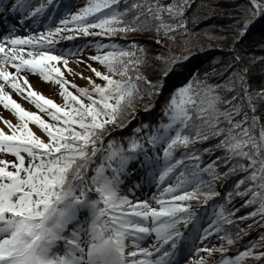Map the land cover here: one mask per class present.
Here are the masks:
<instances>
[{
  "label": "snow or ice",
  "instance_id": "1",
  "mask_svg": "<svg viewBox=\"0 0 264 264\" xmlns=\"http://www.w3.org/2000/svg\"><path fill=\"white\" fill-rule=\"evenodd\" d=\"M189 3L132 0L120 7L119 0H85L73 11L58 0H17L5 11L0 22L14 19L19 8L39 31L0 33V104L16 118L4 120L7 130L0 127V264H181L186 249L198 259L184 264H244L247 257L264 264V251L257 250L264 247V233L235 255L212 261L200 255L224 253L256 221L235 233L224 225L256 217L264 226V86L249 84L247 68L233 70L219 85L200 79L188 63L198 49L187 42L180 52L157 51L160 64L150 78L148 49L127 35L152 30L160 45L162 37L175 40L176 32L188 31ZM241 12L233 52L250 32L264 38V0H245ZM76 37L92 38L84 39L85 47L95 49L87 59L76 56L84 50L80 45L61 46ZM69 56L80 73L70 67ZM63 70L87 83L76 84ZM85 70L93 75L84 76ZM29 74L58 85L61 101L33 88ZM170 77L183 79L165 96L164 119L138 124L123 137L126 147L111 136L105 145L111 126L123 127L138 101L151 108ZM6 87L37 110L25 108ZM222 88L232 95L225 99ZM209 138L215 143L207 147L194 143ZM216 148L223 154L201 167L202 152ZM218 162L229 165L227 172L245 173L233 191L255 207L237 217L235 208L214 204L208 223L199 205L218 195ZM144 181L156 189L139 198L135 192ZM225 196L230 199L232 191ZM213 234L221 243L208 247Z\"/></svg>",
  "mask_w": 264,
  "mask_h": 264
},
{
  "label": "trees",
  "instance_id": "2",
  "mask_svg": "<svg viewBox=\"0 0 264 264\" xmlns=\"http://www.w3.org/2000/svg\"><path fill=\"white\" fill-rule=\"evenodd\" d=\"M131 2L132 0H119V6L125 7L126 4H130ZM162 2L168 3L170 0H162ZM244 2L245 0H190L189 6L185 10L188 31L183 34L176 32L175 40H171L169 37H163L168 43L167 49L164 48V54H166L169 49L172 52H180L185 46V43L182 41H185L187 44L194 45L198 49L195 59L190 60L188 63L191 66L192 72L197 73L200 79H206L210 83L219 85L223 81L229 79L230 73H232L233 70L247 68L249 84L257 89L264 86V38L250 32L240 44L236 45L240 50L235 52L230 51L235 29L237 27V17L243 15L241 6ZM119 39L121 43H127L126 39L122 37ZM137 41L142 44L141 41ZM174 41L179 42V44H175ZM216 41L223 45H228L225 46V48H217L213 44ZM235 56L240 57L239 61H234L232 59V57ZM159 64L160 62L156 63L154 67H158ZM149 69L148 75L150 73H156L151 70L152 68ZM179 79L176 77H170L168 79L163 92L160 95L154 94L155 98L154 101H151V108L145 109V101H138L135 104V115H131L123 127L112 125L111 131L104 137L103 143L106 145L107 139L111 136L120 139V142L126 147L127 142L123 140V137L132 135L133 129L138 124L148 122L149 125H151L164 119L162 106L165 96L173 87L178 86ZM221 91L224 92L225 99L232 95L231 91L223 88ZM259 111L258 108V114ZM261 123H264V120H261ZM141 131L147 130L142 129ZM194 143L200 148H204L209 144H214L215 140L209 138L206 141H195ZM177 152H179V149ZM222 154L219 148L211 150L210 153L202 152L200 166L202 167L210 159ZM98 162L99 160L97 159V163ZM228 167L229 165L218 162L219 172L222 173L218 175L215 180V191L218 195L210 197L209 204L218 205L223 203L228 211H231L233 208L236 209L234 213L235 216H243L245 212L251 211L255 205H245L243 201L247 199V195L240 196L236 191H233L235 181L245 175V173L239 169L227 172L226 169ZM185 170L190 171L191 169L186 168ZM243 187H246V184L241 185V188ZM230 191H232V196L228 199L225 194ZM192 203L193 207L197 206L196 201ZM254 220L256 223L251 228H247L233 244L226 245V251L231 247H237L238 250L242 249L248 241L264 233V226L260 224L256 217L245 218L243 221L237 220L231 225H224L226 231L235 233L237 226L243 228ZM257 250L264 251V247ZM244 264H256V261L252 257H247L244 260Z\"/></svg>",
  "mask_w": 264,
  "mask_h": 264
},
{
  "label": "rangeland",
  "instance_id": "3",
  "mask_svg": "<svg viewBox=\"0 0 264 264\" xmlns=\"http://www.w3.org/2000/svg\"><path fill=\"white\" fill-rule=\"evenodd\" d=\"M16 3L17 0H14ZM66 1V5L67 4H71L72 7H71V10H76L78 7H80L84 2L85 0H64ZM219 11H222V10H219ZM62 15V13H61ZM19 18V19H18ZM17 18L18 21H21V18L20 16ZM61 17L60 16H57L56 19H60ZM52 26H55V23H53ZM117 38H124L123 34L121 33H117ZM127 35L129 36H135L137 40L141 41L143 45H145V47L148 49V52H147V59H148V64L146 65V67L148 68H153L156 63H159V61H157L155 59V53L157 51H160L162 53L165 52V49H167L168 47V43H167V40L165 38L162 37L164 43L163 45H160L158 43H156L155 41V32L154 31H151V30H144V31H141V32H136V33H128ZM84 39H92L91 37H88V38H81V37H76L74 40L72 41H64L62 42L61 46L63 47H73L75 48L76 45H80L84 50L82 52H77L76 53V56H81L83 57L84 59H87L88 58V55L89 53H94L95 52V49L92 48V47H85V44H84ZM183 40V39H182ZM181 40V41H182ZM127 41V40H126ZM180 41V42H181ZM175 44H179V42H176L174 41ZM182 42H185V41H182ZM147 43V45H146ZM217 48H225V46L227 45H223L221 44L220 42H214L213 43ZM165 48V49H164ZM69 65L70 67L74 68L76 70L77 73H80L81 72V68L80 66H78L75 62V56H69ZM89 63H93L97 66L98 65V62H95V61H90L89 60ZM64 71V75L69 79V80H74L76 84L78 85H84L87 83V81L85 79L82 78L81 75L77 74L75 76H73L71 73H69L67 70H63ZM93 75V73H91L90 71H84V76H91ZM156 75V73H150L149 74V77L152 78ZM45 82V81H44ZM32 87L35 88L36 90L42 92L44 95H47L49 96L50 98L52 99H55L57 102H60L61 101V97L59 95V90H58V85L52 83V82H45L44 84H33V82H30ZM72 91H75V88H72L71 85L68 86ZM13 90V89H11ZM160 95V94H159ZM14 99H16L18 102H20L25 108L29 109V110H33V111H36L37 109H35L34 105H32L31 103L28 102V100L26 98H20L19 96L17 95H14L12 96ZM4 110V109H2ZM2 110L0 111V127H3L5 128V130H7V125L4 123V120L5 119H10L12 120L13 122H15L16 118L14 116V114L11 112V110L9 109V114H4L1 113ZM6 115H9L8 117ZM7 117V118H6ZM47 118V117H45ZM159 151V149H158ZM8 159H14V155L13 154H8L7 157ZM145 182V181H144ZM171 182V181H169ZM156 189V185L155 183H149V186L148 187H142V188H139L136 192H135V195L138 196L139 198H144L145 195L147 196H151L152 193L155 191ZM201 210L204 212V219L209 223L210 222V215L211 213L214 211V208L213 207H208L207 205L201 207ZM221 235V234H220ZM151 241L149 240V243ZM221 243V240L218 238V236L216 234H213L212 237H211V241L210 243L208 244V247H212L213 245H216V246H219ZM197 247H203L199 242H197ZM206 252L202 251L200 253V255L202 256H205L206 257ZM225 254L224 253H221L220 251H213L211 254L207 255V259L209 261H212V260H219L222 256H224ZM182 259H181V264H184V260L186 259H198V257L196 256V254L194 253V250L191 251L189 253V250L186 249L185 250V253L182 254Z\"/></svg>",
  "mask_w": 264,
  "mask_h": 264
},
{
  "label": "bare ground",
  "instance_id": "4",
  "mask_svg": "<svg viewBox=\"0 0 264 264\" xmlns=\"http://www.w3.org/2000/svg\"><path fill=\"white\" fill-rule=\"evenodd\" d=\"M10 0H4V5H3V8H1V12H0V16H1V14L6 10V9H8L7 8V6H8V2H9ZM34 6V5H33ZM17 15H19V14H24V17H25V20L24 21H21L19 24H18V26H14V25H11L12 23H6V25H5V27L3 26L4 25V22H0V33H7V32H9V31H11V30H15V32H16V34H18V35H26V34H28V32L29 31H39V28L36 26V25H34L33 24V22H32V20H31V18H29L28 16H27V11H24L23 13H21L20 12V10L17 8ZM9 21L10 20H12L11 22H13V20L16 22V18H14L13 19V17L10 15L9 16ZM1 19V18H0ZM8 25V26H7ZM4 27V28H3ZM8 67V69L10 70V71H15V69L14 68H12L10 65L9 66H7ZM28 80H29V82H33V84H44L45 82L38 76V75H36V74H29L28 75ZM5 90L6 91H9L10 92V94L13 96V94L14 95H17V96H19L20 98H22L21 97V95L20 94H18L15 90H11L10 88H8V87H6L5 88ZM2 109H4V110H2ZM2 110V112L1 113H3V115L4 114H9L8 112H9V109H6V108H4V106L2 105V104H0V111ZM7 117L9 116V115H6ZM6 117V118H7ZM0 125H1V123H0ZM33 127H34V130L35 131H37V133L38 134H41V135H43L41 132H40V130L38 129V128H36L34 125H33ZM207 255H209V254H206V257H207Z\"/></svg>",
  "mask_w": 264,
  "mask_h": 264
}]
</instances>
